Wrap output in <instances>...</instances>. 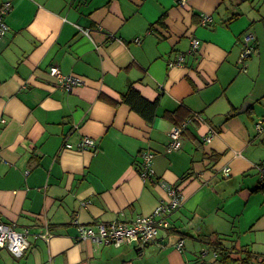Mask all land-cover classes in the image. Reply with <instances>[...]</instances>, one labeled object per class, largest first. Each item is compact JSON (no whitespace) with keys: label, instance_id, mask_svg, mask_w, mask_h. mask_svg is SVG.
Instances as JSON below:
<instances>
[{"label":"crops","instance_id":"crops-1","mask_svg":"<svg viewBox=\"0 0 264 264\" xmlns=\"http://www.w3.org/2000/svg\"><path fill=\"white\" fill-rule=\"evenodd\" d=\"M5 3L0 218L27 231L29 247L19 258L0 248V264H220L217 240L235 259L244 248L264 258V0ZM247 33L255 50L240 62ZM192 38L200 46L188 55ZM180 53L184 63L169 66ZM53 66L82 84L57 86ZM131 88L156 103L151 120L124 102ZM184 124L181 149L167 152ZM86 137L94 146L79 150ZM144 152L154 155L145 182ZM165 185L183 202L154 243L78 239V225L151 214Z\"/></svg>","mask_w":264,"mask_h":264},{"label":"built area","instance_id":"built-area-1","mask_svg":"<svg viewBox=\"0 0 264 264\" xmlns=\"http://www.w3.org/2000/svg\"><path fill=\"white\" fill-rule=\"evenodd\" d=\"M188 0H175L176 5L185 6ZM11 5L9 3L2 4L0 6V38L5 36L9 27L5 21L6 15L9 13ZM212 22L210 16H204L201 24L203 26ZM84 34L88 35L89 31L83 29ZM255 37L251 33H247L243 36V50L240 54V62H244L255 50L254 44ZM190 49L188 55H193L197 52L200 46V40L198 38H192L190 43ZM185 54L180 53L176 59L169 63V66L181 65L184 63ZM50 75L55 77L56 85L66 90H71L75 86L82 84L81 78L74 75H65L60 72L58 67L50 68ZM197 116V115H196ZM185 128V124L182 126H175L169 133V142L167 145V152H173L181 149L182 147V134ZM260 129V127H258ZM213 134L206 138L207 142H210ZM94 146V141L90 138H83L78 145L79 150H84ZM71 148V145H67ZM153 157L150 152H144L142 154V162L139 168V175L145 182L154 176L153 169ZM231 169L226 167L223 171L225 178L230 176ZM259 179L264 182V167H259ZM166 200H160L157 207L149 215L137 216L130 222H112L110 224L99 223L97 229H93L88 226L78 225V239L93 240L96 242H104L105 244L115 245L120 247L122 245H134L139 247H145L148 244L154 243L161 229L168 227L166 218L177 211L183 202V195L177 187L166 186ZM27 231H19L14 224L5 223L0 218V248L7 249L14 257L19 258L24 255L25 251L29 247L27 240ZM49 235L43 234L45 239ZM183 241H179L176 244L177 250H182ZM208 252L204 250L203 255ZM214 257L217 258V254L214 252Z\"/></svg>","mask_w":264,"mask_h":264},{"label":"trees","instance_id":"trees-1","mask_svg":"<svg viewBox=\"0 0 264 264\" xmlns=\"http://www.w3.org/2000/svg\"><path fill=\"white\" fill-rule=\"evenodd\" d=\"M124 102L129 104L132 109L136 110L138 113L151 120L152 117H148L147 114L152 113L156 106V103H151L142 98L138 94V92H136L132 88L129 89L128 92L124 95ZM261 183H263V181H260V184ZM212 248L213 251L217 254V260L220 264H264V258L252 254L250 250L246 248L241 250L242 257L238 259L233 258L231 256L232 251L226 247H223L221 242H219L218 240L214 242Z\"/></svg>","mask_w":264,"mask_h":264},{"label":"rangeland","instance_id":"rangeland-1","mask_svg":"<svg viewBox=\"0 0 264 264\" xmlns=\"http://www.w3.org/2000/svg\"><path fill=\"white\" fill-rule=\"evenodd\" d=\"M196 254H197V255H202L201 250H200V251H197ZM210 255H211V254H210ZM203 257H206V258H205L206 260H208V259L211 258V256H209V255H206V256H203Z\"/></svg>","mask_w":264,"mask_h":264},{"label":"water","instance_id":"water-1","mask_svg":"<svg viewBox=\"0 0 264 264\" xmlns=\"http://www.w3.org/2000/svg\"><path fill=\"white\" fill-rule=\"evenodd\" d=\"M80 264H86V262H82V263H80Z\"/></svg>","mask_w":264,"mask_h":264}]
</instances>
